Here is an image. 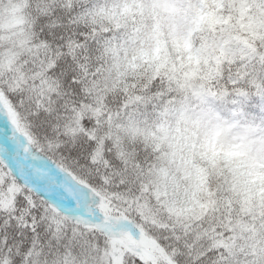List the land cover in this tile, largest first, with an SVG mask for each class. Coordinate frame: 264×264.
I'll return each instance as SVG.
<instances>
[{"label": "snow or ice", "instance_id": "6c2138e0", "mask_svg": "<svg viewBox=\"0 0 264 264\" xmlns=\"http://www.w3.org/2000/svg\"><path fill=\"white\" fill-rule=\"evenodd\" d=\"M0 264H264V0H0Z\"/></svg>", "mask_w": 264, "mask_h": 264}]
</instances>
